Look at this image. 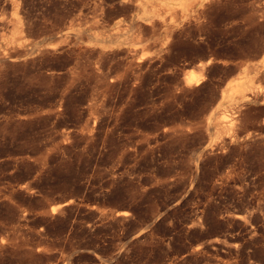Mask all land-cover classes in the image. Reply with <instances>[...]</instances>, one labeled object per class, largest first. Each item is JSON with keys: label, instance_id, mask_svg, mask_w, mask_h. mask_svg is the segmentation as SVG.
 Segmentation results:
<instances>
[{"label": "rangeland", "instance_id": "1", "mask_svg": "<svg viewBox=\"0 0 264 264\" xmlns=\"http://www.w3.org/2000/svg\"><path fill=\"white\" fill-rule=\"evenodd\" d=\"M263 259L264 0H0V264Z\"/></svg>", "mask_w": 264, "mask_h": 264}, {"label": "bare ground", "instance_id": "2", "mask_svg": "<svg viewBox=\"0 0 264 264\" xmlns=\"http://www.w3.org/2000/svg\"><path fill=\"white\" fill-rule=\"evenodd\" d=\"M193 81H195V79H194L193 77H191V78L189 79L190 84H191ZM196 81H199V80H196Z\"/></svg>", "mask_w": 264, "mask_h": 264}, {"label": "trees", "instance_id": "3", "mask_svg": "<svg viewBox=\"0 0 264 264\" xmlns=\"http://www.w3.org/2000/svg\"><path fill=\"white\" fill-rule=\"evenodd\" d=\"M263 264H264V259H263Z\"/></svg>", "mask_w": 264, "mask_h": 264}]
</instances>
